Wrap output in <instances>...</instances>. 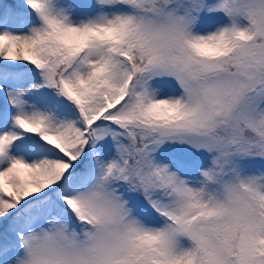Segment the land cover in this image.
I'll use <instances>...</instances> for the list:
<instances>
[{"label":"snow or ice","instance_id":"6c2138e0","mask_svg":"<svg viewBox=\"0 0 264 264\" xmlns=\"http://www.w3.org/2000/svg\"><path fill=\"white\" fill-rule=\"evenodd\" d=\"M0 264H264V0L0 2Z\"/></svg>","mask_w":264,"mask_h":264},{"label":"rangeland","instance_id":"374dc122","mask_svg":"<svg viewBox=\"0 0 264 264\" xmlns=\"http://www.w3.org/2000/svg\"><path fill=\"white\" fill-rule=\"evenodd\" d=\"M0 2H4V0H0Z\"/></svg>","mask_w":264,"mask_h":264}]
</instances>
